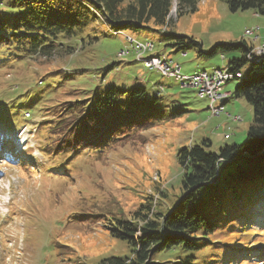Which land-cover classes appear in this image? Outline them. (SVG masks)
I'll list each match as a JSON object with an SVG mask.
<instances>
[{
    "label": "rangeland",
    "instance_id": "374dc122",
    "mask_svg": "<svg viewBox=\"0 0 264 264\" xmlns=\"http://www.w3.org/2000/svg\"><path fill=\"white\" fill-rule=\"evenodd\" d=\"M177 9L178 0H173L170 22L177 37L129 30L135 39L154 44V48L144 52V58L160 56L172 66L174 60L187 74L213 71L228 67L233 57L243 56L241 50L232 49L210 54L217 43H251L252 38L244 35L247 28H254L256 33L260 28L264 41V15L255 14L253 9L232 11L224 0H199L196 10L180 15ZM106 28L104 24L99 30ZM181 36L184 38L179 46L189 47L179 50L175 44ZM251 36L254 40L259 38ZM103 39L93 40L84 50L77 45L72 56L60 53L51 58H12L16 61L12 66L0 69V264H98L110 255H129L130 249L123 240L112 236L107 227L112 213L130 215L151 198L154 207H172L181 194L184 167L178 159L180 149L209 140L207 148L218 151L225 144L247 140L254 112L244 97L232 96L225 104L232 116L242 117L240 122L231 120L226 113L213 114L210 100L201 98L196 89L181 86L176 78L145 67L124 35L109 31ZM127 49L132 52L119 55ZM114 62L117 67L107 74L104 66ZM250 67L251 63L246 62L241 70L247 74ZM111 79L127 85L145 83L155 91L162 83L163 94L171 101L177 98L189 111L169 121L140 127L134 137L102 154L100 160L94 153L71 157L70 166L62 169L60 158H51L41 151L47 150L48 144L45 124H56L58 120L45 105L56 103L65 110L68 103L75 105V100ZM242 82L236 79L224 87L234 91ZM26 90L29 94L20 95ZM38 93L40 99L29 104L32 95ZM88 102L85 98L77 105ZM62 112L61 116L65 115L66 111ZM225 134L231 138H225ZM10 141L14 147L8 148ZM162 192L167 196L165 205ZM262 213L254 212L256 217ZM254 220V227L236 228L240 232L233 234L217 232V238L247 241L252 245L250 252H256L254 248L264 241V225L259 226L263 223L261 217ZM260 245L264 252V245ZM186 254L181 249H171L159 251L156 257L172 264L176 259L187 262ZM242 254L248 256L245 251ZM242 264H264V260L252 256L250 263Z\"/></svg>",
    "mask_w": 264,
    "mask_h": 264
},
{
    "label": "trees",
    "instance_id": "16d2710c",
    "mask_svg": "<svg viewBox=\"0 0 264 264\" xmlns=\"http://www.w3.org/2000/svg\"><path fill=\"white\" fill-rule=\"evenodd\" d=\"M198 1L178 0L177 15L196 10ZM224 1L232 11L253 9L264 15V0ZM172 7L173 0H0V69L12 66L16 62L12 58H51L60 53L72 56L77 45L84 50L93 40L108 37L109 31H157L177 37L171 28ZM104 24L106 30H99ZM179 38L177 46L184 37ZM224 49L243 52L241 58L229 61V69L241 70L246 62L251 63L248 73L243 72V82L235 88V96L244 97L253 107L254 119L246 142L225 144L211 151L207 148L210 141L203 140L180 149L178 159L184 167L181 194L172 207H154L151 198L127 216L108 210L112 216L107 227L112 236L123 240L130 254L110 255L98 264H166L156 256L161 250L171 249L187 252V262L176 259L172 264H242L250 263L252 256L264 260L259 248L264 241L254 248L256 252H250L249 242L218 239L216 235L240 232L235 229H246L247 225L254 227V219L260 217L263 223L259 226L264 225V54L248 59L251 46L245 40L217 43L210 54ZM116 67L114 62L104 66V71L109 74ZM27 94L28 90L20 95ZM85 98L88 104L79 107L77 103ZM30 99L29 104L36 102L39 93ZM173 100L143 84H120L114 79L100 83L87 96L75 100V105L68 103L65 110L56 103L45 105L58 120L45 124L48 144L47 150L41 151L60 158L62 169L70 166L71 157L94 153L100 160L102 154L134 137L140 127L169 121L189 111L180 100ZM62 111H66L63 116ZM162 195L163 203L167 196ZM259 210L263 213L256 217L254 212Z\"/></svg>",
    "mask_w": 264,
    "mask_h": 264
},
{
    "label": "built area",
    "instance_id": "2783aa9c",
    "mask_svg": "<svg viewBox=\"0 0 264 264\" xmlns=\"http://www.w3.org/2000/svg\"><path fill=\"white\" fill-rule=\"evenodd\" d=\"M143 45L149 44L138 42L135 44V48L140 54L143 52ZM260 52H264V47L259 48L258 50H252L249 55H251V53ZM146 64L150 67L157 68L162 73H166L167 75L171 76H176L185 86H191L196 88L200 97H206L210 100V104L213 106V113L218 112V108L223 106L222 102L228 99L229 90H226L224 88V85L227 82L223 80L224 72H232L228 69H215L211 72L204 71V77H194V74H182L180 72V67L178 66V64H176V66H168L162 61H146ZM234 117L235 121L240 118V116L238 115Z\"/></svg>",
    "mask_w": 264,
    "mask_h": 264
},
{
    "label": "bare ground",
    "instance_id": "6f19581e",
    "mask_svg": "<svg viewBox=\"0 0 264 264\" xmlns=\"http://www.w3.org/2000/svg\"><path fill=\"white\" fill-rule=\"evenodd\" d=\"M245 34L246 35H248V36H251V35H253V36H255V39H257L258 38V33H256V30H252V29H247L246 31H245ZM138 43H142V42H138ZM148 44V43H147ZM152 47V45L151 44H149V45H143V52L144 51H146V50H148L149 48H151ZM264 47V42L262 43V44H260L259 46H257V47H255L253 50H258L259 48H263ZM262 53H264V52H260V53H251V55H248L249 56V58L252 60V59H254V56H253V54H255V55H260V54H262ZM146 61H162L163 63H166L168 66H172L171 64H169L168 63V61L167 60H165L164 58H162V57H156V58H152V59H150V60H146ZM174 66H176V64L174 65ZM163 74H165V75H167L166 73H163ZM242 74V73H241ZM171 76V75H170ZM194 77H204V71H199V72H197V73H194ZM236 78H238V73H234V72H224L223 73V80L225 81V82H228V81H230V80H233V79H236ZM242 78V77H241ZM233 95V93L229 90V96H228V98H230L231 96ZM210 108L212 109V112H213V106L210 104ZM223 109H224V107L223 106H221V107H219L218 108V112H214L213 114H219L221 111H223ZM235 118V117H234ZM237 120H240V118H238ZM225 136V138H230L229 137V135H224ZM3 155H7V153H4Z\"/></svg>",
    "mask_w": 264,
    "mask_h": 264
},
{
    "label": "crops",
    "instance_id": "0c3cea01",
    "mask_svg": "<svg viewBox=\"0 0 264 264\" xmlns=\"http://www.w3.org/2000/svg\"><path fill=\"white\" fill-rule=\"evenodd\" d=\"M231 138V137H230Z\"/></svg>",
    "mask_w": 264,
    "mask_h": 264
}]
</instances>
